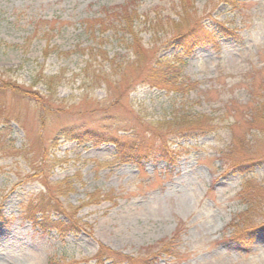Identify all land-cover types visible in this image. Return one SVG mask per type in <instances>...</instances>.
I'll return each instance as SVG.
<instances>
[{"label":"rangeland","instance_id":"rangeland-1","mask_svg":"<svg viewBox=\"0 0 264 264\" xmlns=\"http://www.w3.org/2000/svg\"><path fill=\"white\" fill-rule=\"evenodd\" d=\"M236 1L235 9L222 0H0V73L48 100L38 108L11 93L0 96V264H96L100 245L133 259L149 255L146 264H264V230L246 247L225 243L234 231L230 224L247 209L245 185L251 182L254 193L264 196V161L251 172L226 174L216 151L217 141L228 144L252 128L250 95L264 86V0ZM131 2L137 4L135 25L146 49L151 26L160 18L177 21L182 12L209 26L222 22L231 35L183 59L177 92L139 86L117 104L114 89L85 87L83 52L102 47L110 58L128 57L130 37L112 20L95 36L86 23ZM180 54L169 44L159 56ZM42 75L60 76L55 96L40 83ZM105 107L108 114L99 111ZM178 115L211 118L220 137L179 141L192 148L175 165L121 163L112 144L60 137L64 128L83 124L132 136L135 127L125 121L133 117L149 124ZM255 149L264 152V143ZM45 185L59 193L86 231L61 237L35 223L26 207ZM48 215L52 222L70 223L57 211ZM177 234L176 247L163 249Z\"/></svg>","mask_w":264,"mask_h":264},{"label":"trees","instance_id":"trees-1","mask_svg":"<svg viewBox=\"0 0 264 264\" xmlns=\"http://www.w3.org/2000/svg\"><path fill=\"white\" fill-rule=\"evenodd\" d=\"M222 2L235 9L239 5L236 0H222ZM136 5L135 2H131L123 6L107 8L103 14L104 19L86 23V31L89 35L95 36L100 28L105 27L106 21L112 20L123 27L124 38L130 37L126 43L128 57L119 54L110 58L108 52L102 47L86 48L83 52L88 57L86 67L82 72L85 87L88 90H93L106 85L107 88L114 89L118 92L115 99L117 104L124 98L129 99L132 90L139 86L177 92V86H180L183 80L180 78L178 70L183 59L200 46L215 44L219 36L228 37L231 35V30L222 22L209 26L198 15V17H190L182 12L177 15V21L160 18L151 26L150 31H153V38L150 42L151 46L146 49L135 25L139 21L135 10ZM31 40V38L27 39L26 45L23 47H27ZM169 44L177 46L181 53L179 58L167 59L159 56L160 49ZM23 47L16 46L15 48ZM74 53L68 52L67 55L71 56ZM97 59H100L98 63L100 68L94 70L92 64ZM4 77L5 74L0 73V96L11 93L19 99L37 105L38 108H43L46 103L48 104L47 97L41 95L33 87L27 88L18 85ZM60 82V76L42 75L40 80V83L47 88L52 96L56 95L55 87ZM250 104L248 113L252 118V128L241 136V139L234 137L228 144H222L220 140L217 141L218 159L226 168V174L242 169H250L249 172H251L254 165L264 161V152L255 149L257 142L258 145L264 143V86L256 94L253 92L250 95ZM108 108L105 107L104 110L99 111L108 114ZM42 113L45 117V112ZM125 123L130 125L133 123L135 132L132 136L121 134L124 133L121 130L112 131L108 125L90 127L83 124L82 126L64 128L60 132V137L71 141H93L97 146L112 144L117 151L116 160L118 162L133 163L138 167H144L146 163L156 166L163 163L175 165L178 159L192 148L181 146L179 141L190 137L196 139L217 135L220 137L218 128L209 117L192 118L188 115H178L169 121L149 124L138 117H133L132 122L125 121ZM45 187L47 190L45 189L31 199L26 207L27 211L34 215L35 223L44 229L49 228L57 231L61 237L70 234L77 235L86 231L88 226H83L80 221L75 220L76 213L71 214L73 212L71 207L65 208L59 201L57 198L59 193L52 186L45 185ZM254 188L255 186L248 182L242 192L241 198L247 205V209L238 215L229 226L234 231L230 237L225 238V243L230 244L231 247H246L250 244L249 238L254 233L264 230V196L260 194L261 192L259 195L254 193ZM53 211L65 215L70 223L52 222L48 214ZM38 214L42 215V218H37ZM2 218L0 212V220ZM177 238L178 234L169 243H164L162 248L168 250L175 248ZM149 258L148 255V258L133 259L100 245L94 260L97 262L96 264H101L104 259L117 260L122 264H146V260ZM79 263L74 262L73 264ZM83 263H90V261L84 260Z\"/></svg>","mask_w":264,"mask_h":264}]
</instances>
